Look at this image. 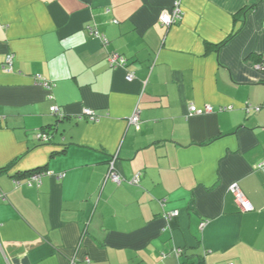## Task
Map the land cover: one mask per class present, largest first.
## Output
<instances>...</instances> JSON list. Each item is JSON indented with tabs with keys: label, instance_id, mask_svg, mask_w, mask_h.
I'll return each instance as SVG.
<instances>
[{
	"label": "crops",
	"instance_id": "1",
	"mask_svg": "<svg viewBox=\"0 0 264 264\" xmlns=\"http://www.w3.org/2000/svg\"><path fill=\"white\" fill-rule=\"evenodd\" d=\"M175 1L0 0V264H264V0Z\"/></svg>",
	"mask_w": 264,
	"mask_h": 264
},
{
	"label": "built area",
	"instance_id": "2",
	"mask_svg": "<svg viewBox=\"0 0 264 264\" xmlns=\"http://www.w3.org/2000/svg\"><path fill=\"white\" fill-rule=\"evenodd\" d=\"M181 0H176L173 4V8L170 11V13H165L160 17V23L166 27L171 26L172 24L176 23L179 18H180V11H179V6H180ZM91 34L93 36H95V38H101L102 36L99 35V33L95 30H93L91 32ZM103 40V39H102ZM104 41V40H103ZM108 61L110 63L111 66H115V67H124L126 64V60L124 57L122 56H118V55H111L108 58ZM12 64V56L11 55H7L5 58V65L6 67L10 68ZM258 68L264 71V57L261 59ZM134 76L132 73H129L126 77L125 80L127 82H131L133 80ZM38 80V83L44 87L45 89H49L50 84L41 79V77H37L36 78ZM230 108H220L219 111H225L228 110ZM50 114L57 116V117H61L58 107L56 106H52L49 109ZM214 112V109L212 106L210 105H205L203 107H197L195 105H189L188 107V115H193V116H200V115H204V114H209ZM140 111L138 109H136L133 114L129 117L128 119V124L129 125H137L140 122ZM85 117L88 118L90 120H94L95 119V114L92 110L90 109H84L81 117ZM36 138L39 141L42 142H46L49 139V136L47 134H45L42 131H37L35 134ZM115 161H116V157L113 156L110 161L108 162V170H107V174H106V179L110 180L111 182L119 185L120 183H122V181L124 180L116 171L115 169ZM256 170H259L261 172L264 173V159L260 160L256 165H255ZM63 175H61L60 177H62ZM40 177L41 175L39 173H35L32 174L31 176H29L26 181L25 184L27 187H31L32 185H39L40 183ZM140 181V174L137 173L134 176H132L130 183L134 184V185H138ZM15 183H17V181H15ZM229 192L232 194L233 198H234V202L236 203V205L238 206V209L240 210V212L245 213L248 211L252 210L251 205L249 204L248 200L246 199V197L244 196V194L242 193V191L240 190V188L238 187L237 184H232L229 187ZM4 199V197L2 198ZM178 216V212L177 211H171V212H167L165 214H163V218L165 220H171L174 217ZM176 255L180 256L181 255V251H176ZM232 264V263H229Z\"/></svg>",
	"mask_w": 264,
	"mask_h": 264
},
{
	"label": "trees",
	"instance_id": "3",
	"mask_svg": "<svg viewBox=\"0 0 264 264\" xmlns=\"http://www.w3.org/2000/svg\"><path fill=\"white\" fill-rule=\"evenodd\" d=\"M43 131L46 132L45 130H43ZM47 133H48V132H47ZM48 134H49V133H48ZM48 134H47V135H48ZM48 136H49V135H48ZM49 138H50V136H49ZM262 159H264V157H263ZM262 159H260V160H262ZM260 160H259V161H260ZM259 161H258V162H259ZM258 162H257V163H258ZM257 163H256V164H257ZM0 171H4V170L1 169ZM262 173H263V172H262ZM32 174H34V173L32 172V173H27V174H25L26 176L28 175L26 178H28V177L31 176ZM22 176H23V175H22ZM22 176H21V177H22Z\"/></svg>",
	"mask_w": 264,
	"mask_h": 264
},
{
	"label": "rangeland",
	"instance_id": "4",
	"mask_svg": "<svg viewBox=\"0 0 264 264\" xmlns=\"http://www.w3.org/2000/svg\"><path fill=\"white\" fill-rule=\"evenodd\" d=\"M9 67V66H8Z\"/></svg>",
	"mask_w": 264,
	"mask_h": 264
}]
</instances>
